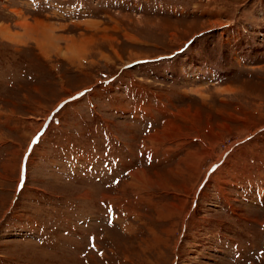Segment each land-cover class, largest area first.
I'll use <instances>...</instances> for the list:
<instances>
[{
    "label": "rangeland",
    "instance_id": "374dc122",
    "mask_svg": "<svg viewBox=\"0 0 264 264\" xmlns=\"http://www.w3.org/2000/svg\"><path fill=\"white\" fill-rule=\"evenodd\" d=\"M0 264H264V0H0Z\"/></svg>",
    "mask_w": 264,
    "mask_h": 264
}]
</instances>
